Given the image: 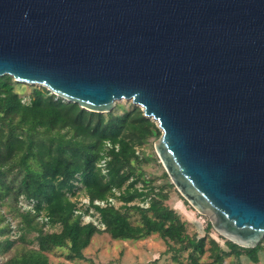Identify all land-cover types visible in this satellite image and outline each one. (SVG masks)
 I'll use <instances>...</instances> for the list:
<instances>
[{
  "label": "water",
  "instance_id": "obj_1",
  "mask_svg": "<svg viewBox=\"0 0 264 264\" xmlns=\"http://www.w3.org/2000/svg\"><path fill=\"white\" fill-rule=\"evenodd\" d=\"M158 124L171 182L226 239L264 238V0H0V76Z\"/></svg>",
  "mask_w": 264,
  "mask_h": 264
},
{
  "label": "trees",
  "instance_id": "obj_2",
  "mask_svg": "<svg viewBox=\"0 0 264 264\" xmlns=\"http://www.w3.org/2000/svg\"><path fill=\"white\" fill-rule=\"evenodd\" d=\"M17 83L9 74L0 76V199L15 192L27 228L38 232L39 247L4 264H50L47 253L55 248L68 249V260L84 259L83 250L96 233L102 232L115 239H141L157 233L167 245L166 252H171L179 264H223L227 256L241 259L244 255L260 264L262 242L247 248L226 239L225 249L207 234H190L186 221L166 203L169 195L165 187L137 173L143 159L136 153V146L161 135L139 106L133 104L123 113L88 111L43 86L34 87L25 101ZM106 141L113 147L106 149ZM105 154L109 156L106 174L98 166ZM31 159L37 160L41 170L30 165ZM77 181L84 185L92 202L113 195V188L120 191L122 207L94 205L105 229L82 223L80 215L75 214V203L68 193ZM22 194L36 200L35 212L21 210L18 199ZM147 199L148 207L130 204ZM131 211L140 214V223L130 220ZM41 214L48 216V221H38ZM46 223H60L62 227L48 232L44 230ZM207 225L208 229L213 227L211 222ZM7 227L12 232L11 220H7ZM19 230L17 224L16 234ZM11 242L6 238L2 246L6 248ZM185 251L187 260L180 257ZM205 255L209 261L202 259Z\"/></svg>",
  "mask_w": 264,
  "mask_h": 264
},
{
  "label": "rangeland",
  "instance_id": "obj_3",
  "mask_svg": "<svg viewBox=\"0 0 264 264\" xmlns=\"http://www.w3.org/2000/svg\"><path fill=\"white\" fill-rule=\"evenodd\" d=\"M14 80V78H13ZM15 81V80H14ZM17 90L23 97L25 101L30 99V95L34 87H41L39 85H30L26 83L15 84ZM133 103L130 100H120L117 102L116 106L112 111L116 113H123L124 110L130 109ZM154 121V120H153ZM156 123V121H154ZM158 126V124L156 123ZM159 128V127H158ZM160 129V128H159ZM161 131V130H160ZM157 136H154L148 140L144 145V150L142 151L141 158L143 159L137 168V173H141L143 177L152 180V183L158 185L159 187L164 186L168 192L169 198L166 203L173 209H175L181 216V218L186 221V227L190 234H198L199 236L208 235L209 239L214 238L219 244L228 249L226 245V238L221 236L213 227L207 228V224L211 222V217L208 214H202L197 211L187 200H185L175 185H171V179L168 175H165V168L160 161V158L155 150L154 144L157 140ZM30 165L38 170H41L36 159L30 160ZM18 179L15 181V185L18 183ZM15 193V192H14ZM14 193L11 196H4L0 199V264H4L11 260L13 257H20L21 255L28 253L31 249H38L37 235L38 232L34 229L27 228V224L22 218V213L16 204L14 198ZM181 202L182 207H176V203ZM6 217V218H5ZM7 220H11L13 226L20 225V230L15 233L8 230ZM130 220L133 223H140L141 216L136 211L130 212ZM38 221L42 222V219L38 216ZM60 223H55L53 225L46 223L44 230L48 232L59 231L61 229ZM9 238L12 240L11 244L4 248L2 242ZM156 240L159 241L158 237ZM262 244L264 247V238L262 239ZM123 242H118V249H122ZM68 249L66 248H55L48 252L47 255L50 259V264H79L80 262L67 259ZM188 251L181 254V258L187 260ZM231 257V258H230ZM233 257V258H232ZM261 263L264 264V250L260 252ZM105 259V260H104ZM102 259L104 262H99V259L93 258L92 260H85L80 264H154V262L143 261L142 263L137 262L135 259L128 257H123V259H116L114 253L109 250L108 257ZM203 260L209 261L207 255L202 257ZM232 259V260H230ZM248 258L244 255L241 259H237L235 256H227L224 259L223 264H255L252 261L248 262Z\"/></svg>",
  "mask_w": 264,
  "mask_h": 264
},
{
  "label": "crops",
  "instance_id": "obj_4",
  "mask_svg": "<svg viewBox=\"0 0 264 264\" xmlns=\"http://www.w3.org/2000/svg\"><path fill=\"white\" fill-rule=\"evenodd\" d=\"M175 206L181 208L182 203L177 202ZM156 237H158L159 241L156 240ZM119 241L123 242L122 249H118ZM109 250L114 253L116 259L128 257L135 259L139 263L149 260V262H154V264H179L173 260L171 252H166L167 245L157 233L141 239H115L108 232L96 233L92 237L90 244L83 250L85 258L77 259L73 262L76 263L78 261L81 263L87 259L96 258L103 263L102 259L108 257ZM260 264H262L261 260Z\"/></svg>",
  "mask_w": 264,
  "mask_h": 264
},
{
  "label": "built area",
  "instance_id": "obj_5",
  "mask_svg": "<svg viewBox=\"0 0 264 264\" xmlns=\"http://www.w3.org/2000/svg\"><path fill=\"white\" fill-rule=\"evenodd\" d=\"M64 100V99H63ZM113 145L110 141H106L105 148L110 149ZM118 148V145L115 146ZM144 150L143 146H136V153L139 155H142V151ZM107 159H109V156L105 154V157L101 159L98 162V166L101 168L102 172L104 174L107 173ZM139 188L143 187L142 183L137 184ZM114 194L109 195L106 199H94L93 202L91 201L90 197L86 193L84 189V185L77 181L75 182V187L72 192H69L68 195L70 199L75 203L74 212L77 215H80L81 222L82 223H93L100 229H105L106 225L101 220L99 212L95 209L94 205H98L100 207H106L108 205H113L116 208L122 207L124 205V202L120 200L119 195L120 191L116 188H113ZM140 204L143 207H148L150 205L149 199L145 201H133L130 202V204ZM18 204L21 208V210H28L31 212H35V205L36 200L33 198H27L25 195H20L18 199ZM39 218L48 221V216L41 214L39 215ZM12 227V232L16 235V225Z\"/></svg>",
  "mask_w": 264,
  "mask_h": 264
}]
</instances>
